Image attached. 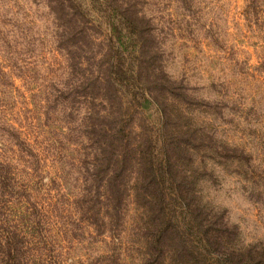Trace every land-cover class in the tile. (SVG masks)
<instances>
[{
    "label": "trees",
    "instance_id": "1",
    "mask_svg": "<svg viewBox=\"0 0 264 264\" xmlns=\"http://www.w3.org/2000/svg\"><path fill=\"white\" fill-rule=\"evenodd\" d=\"M44 1L65 65L0 30V264H264L204 200L218 136L185 107L211 103L166 71L139 0Z\"/></svg>",
    "mask_w": 264,
    "mask_h": 264
},
{
    "label": "rangeland",
    "instance_id": "2",
    "mask_svg": "<svg viewBox=\"0 0 264 264\" xmlns=\"http://www.w3.org/2000/svg\"><path fill=\"white\" fill-rule=\"evenodd\" d=\"M83 2L90 6V0ZM139 2L156 27L166 71L197 100L211 103L185 107L206 129L214 126L218 136L219 154L198 156L199 166L211 171L202 178L204 200L225 210L245 244L264 246V0ZM52 22L44 0H0V30L35 39L33 51L22 56H31L25 62L44 73L52 63L65 65L54 48ZM102 27L109 31L106 22ZM0 55L9 56L8 48L0 46ZM13 73L16 85H22L21 72Z\"/></svg>",
    "mask_w": 264,
    "mask_h": 264
}]
</instances>
